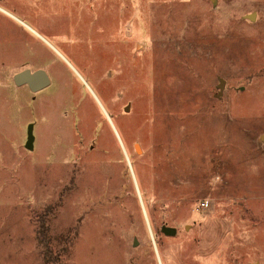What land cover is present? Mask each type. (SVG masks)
<instances>
[{"label": "rangeland", "instance_id": "rangeland-1", "mask_svg": "<svg viewBox=\"0 0 264 264\" xmlns=\"http://www.w3.org/2000/svg\"><path fill=\"white\" fill-rule=\"evenodd\" d=\"M0 7V264H264V0Z\"/></svg>", "mask_w": 264, "mask_h": 264}, {"label": "water", "instance_id": "water-1", "mask_svg": "<svg viewBox=\"0 0 264 264\" xmlns=\"http://www.w3.org/2000/svg\"><path fill=\"white\" fill-rule=\"evenodd\" d=\"M253 16H254L253 13L247 15V17L250 18L251 20L253 19ZM13 79L16 85H24V84L28 85V87L32 91H38L44 88L49 82L46 73L42 69H38L35 71H32L30 69H24L16 73ZM224 84H225V80L221 78L219 85L221 91L220 93H222ZM34 140H35L34 124L30 123L27 127V140L25 143L26 148L33 149ZM161 229L165 235H169V236H174L176 235L177 232V229L175 227L168 225H163Z\"/></svg>", "mask_w": 264, "mask_h": 264}, {"label": "trees", "instance_id": "trees-1", "mask_svg": "<svg viewBox=\"0 0 264 264\" xmlns=\"http://www.w3.org/2000/svg\"><path fill=\"white\" fill-rule=\"evenodd\" d=\"M38 232H39L38 242L39 245L43 248L44 257L47 259L50 253V249H49L50 240H49L48 230H46L45 221H42L40 228L38 229Z\"/></svg>", "mask_w": 264, "mask_h": 264}, {"label": "bare ground", "instance_id": "bare-ground-1", "mask_svg": "<svg viewBox=\"0 0 264 264\" xmlns=\"http://www.w3.org/2000/svg\"><path fill=\"white\" fill-rule=\"evenodd\" d=\"M0 10H2V11H4V12H6V13H8L6 10H4L2 7H0ZM10 14V13H9ZM121 141V144H122V147H123V150L125 151V153H126V155H128V152H127V149H126V147H125V145H124V143L122 142V140H120ZM132 163V162H131ZM132 166V165H131ZM140 192V191H139ZM139 196L141 197V194L139 193ZM152 233V232H151Z\"/></svg>", "mask_w": 264, "mask_h": 264}, {"label": "crops", "instance_id": "crops-1", "mask_svg": "<svg viewBox=\"0 0 264 264\" xmlns=\"http://www.w3.org/2000/svg\"><path fill=\"white\" fill-rule=\"evenodd\" d=\"M8 14H9V12H8ZM11 15V14H10Z\"/></svg>", "mask_w": 264, "mask_h": 264}, {"label": "flooded vegetation", "instance_id": "flooded-vegetation-1", "mask_svg": "<svg viewBox=\"0 0 264 264\" xmlns=\"http://www.w3.org/2000/svg\"><path fill=\"white\" fill-rule=\"evenodd\" d=\"M163 226V225H162ZM162 226H161V228H162Z\"/></svg>", "mask_w": 264, "mask_h": 264}]
</instances>
